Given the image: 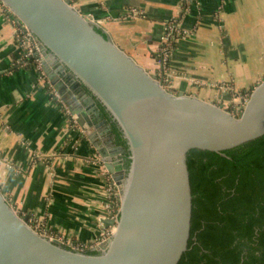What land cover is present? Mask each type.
Returning <instances> with one entry per match:
<instances>
[{
    "label": "water",
    "instance_id": "obj_1",
    "mask_svg": "<svg viewBox=\"0 0 264 264\" xmlns=\"http://www.w3.org/2000/svg\"><path fill=\"white\" fill-rule=\"evenodd\" d=\"M0 1L33 34L43 74L120 189L119 214L107 222L114 232L82 251L36 230L0 186V264H177L192 219L188 153H222L263 136L264 77L235 113L172 89L70 0ZM100 106L126 148L97 142L88 115L102 122Z\"/></svg>",
    "mask_w": 264,
    "mask_h": 264
},
{
    "label": "crops",
    "instance_id": "obj_2",
    "mask_svg": "<svg viewBox=\"0 0 264 264\" xmlns=\"http://www.w3.org/2000/svg\"><path fill=\"white\" fill-rule=\"evenodd\" d=\"M70 1L175 91L224 105L264 77V0ZM172 20L182 32L163 74L161 48ZM16 30L0 8V186L44 230L95 243L111 219L103 162L33 58L23 56ZM88 118L110 151L102 128Z\"/></svg>",
    "mask_w": 264,
    "mask_h": 264
},
{
    "label": "trees",
    "instance_id": "obj_3",
    "mask_svg": "<svg viewBox=\"0 0 264 264\" xmlns=\"http://www.w3.org/2000/svg\"><path fill=\"white\" fill-rule=\"evenodd\" d=\"M188 167L190 238L177 264H264V135L222 153L192 149Z\"/></svg>",
    "mask_w": 264,
    "mask_h": 264
},
{
    "label": "built area",
    "instance_id": "obj_4",
    "mask_svg": "<svg viewBox=\"0 0 264 264\" xmlns=\"http://www.w3.org/2000/svg\"><path fill=\"white\" fill-rule=\"evenodd\" d=\"M0 8L2 10L6 11L11 16L12 22L16 25L17 42H18V45L24 50L23 56L25 58H28V57L31 58L32 57L34 62H36L35 66L37 67V69L42 70L41 69L42 55H41V52L39 49L38 42L34 38L33 34L29 31V29L21 21H19L15 17V15L11 12V10L7 6H5L1 1H0ZM132 12L134 13V16L136 14H138L137 11L132 10ZM181 32L182 31L180 28L179 21L172 20L167 27V33H166V36L164 37L165 44L161 48L162 52H161L160 68H161L163 74L168 73L170 71L168 69V60H169L170 56L172 55V52H171L172 51L171 50L172 43L176 40V34H180ZM160 79H162L165 82L163 77H160ZM49 85L52 88L54 97L56 99H58L59 101H62L61 97L54 91L50 82H49ZM62 103H64V102L62 101ZM63 105H65V103ZM233 111L235 113H238L239 110H237V111L233 110ZM68 116L71 119V121L73 122V124L75 126H78V123L76 122V115L72 114L68 110ZM96 158L98 159L99 162L102 163V161H100L99 155L96 156ZM103 172L105 175V183H106L104 186L105 187L104 189H105V192L110 196L109 197L110 201L107 204V207L110 211L109 212L110 218L117 219V215L119 214V206H120V189H119V186L117 185V183L113 180L112 176L110 175V173L107 171V169L105 167L103 168ZM30 223L36 230H38L40 233L44 234L48 238L56 239V240L60 241L62 244H65V245H67L73 249L82 250V251L91 250L99 242L107 240L108 238H110V236L112 235V233L114 232V229H115L114 225H110V227L105 231V233L102 235V237L99 240H97L95 243H86L85 244V243L73 242L67 238H64V236H62V235L54 234L50 230H48V231L44 230L39 225H36V223L34 221H30Z\"/></svg>",
    "mask_w": 264,
    "mask_h": 264
},
{
    "label": "flooded vegetation",
    "instance_id": "obj_5",
    "mask_svg": "<svg viewBox=\"0 0 264 264\" xmlns=\"http://www.w3.org/2000/svg\"><path fill=\"white\" fill-rule=\"evenodd\" d=\"M101 108V121H98V117H94V122L96 124L100 123L101 125L99 126L100 128H102L103 132L105 133V137H106V141L107 142H112L114 143L116 146H122L126 148L125 144H122L121 142L118 141V137H117V132H119L118 128L116 127L115 123L112 121V119L107 115L106 112H104L103 108L100 106ZM114 127L116 128V130L114 129ZM121 137L120 141H124L122 139L121 134L119 135ZM120 157L124 159V161L126 162L127 160V153H122L120 154Z\"/></svg>",
    "mask_w": 264,
    "mask_h": 264
},
{
    "label": "rangeland",
    "instance_id": "obj_6",
    "mask_svg": "<svg viewBox=\"0 0 264 264\" xmlns=\"http://www.w3.org/2000/svg\"><path fill=\"white\" fill-rule=\"evenodd\" d=\"M250 91L247 94H245V95H241V94L240 95L239 94L235 95V97H233V102L232 101H231V103L225 102L224 105L227 106V108L231 109L232 111L233 110H236V111L239 110L240 106L243 104L242 98L243 97L247 98L249 93H250Z\"/></svg>",
    "mask_w": 264,
    "mask_h": 264
}]
</instances>
